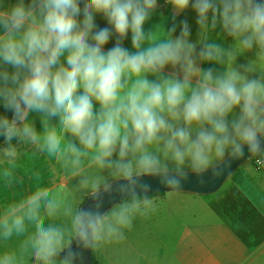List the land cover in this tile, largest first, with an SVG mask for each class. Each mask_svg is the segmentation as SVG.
I'll use <instances>...</instances> for the list:
<instances>
[{
  "label": "clouds",
  "instance_id": "clouds-1",
  "mask_svg": "<svg viewBox=\"0 0 264 264\" xmlns=\"http://www.w3.org/2000/svg\"><path fill=\"white\" fill-rule=\"evenodd\" d=\"M175 13L197 14L200 39L187 22L174 36L163 22L146 31L157 0H17L0 6V149L11 182L18 144L55 163L76 183L70 191L91 199L36 190L0 216V240L23 237L20 254L34 264H78L73 250H98L122 241L136 216L155 211L143 178L171 192L191 174H214L227 161L260 157L264 165V0H166ZM102 15L109 27L97 30ZM226 49L203 39L217 26ZM163 27L165 37L155 39ZM131 34V51L123 46ZM115 35V45L105 50ZM200 50L197 53V46ZM255 59L237 65L240 55ZM202 63L223 68L215 72ZM171 67L172 71L165 73ZM154 79H149V77ZM39 120L42 131L35 127ZM15 140L16 143H13ZM39 180V174H36ZM122 182V183H120ZM139 190V191H138ZM120 197L107 211L104 198ZM0 264H23L15 253Z\"/></svg>",
  "mask_w": 264,
  "mask_h": 264
},
{
  "label": "rangeland",
  "instance_id": "rangeland-1",
  "mask_svg": "<svg viewBox=\"0 0 264 264\" xmlns=\"http://www.w3.org/2000/svg\"><path fill=\"white\" fill-rule=\"evenodd\" d=\"M157 5L152 18L168 13L166 19L170 21H186L190 41L198 42L197 14L191 5L179 14L167 2ZM95 22L97 30L109 27L102 15L98 14ZM180 32L181 29L174 36ZM203 39L220 43L226 49L233 43L219 25L214 32H205ZM115 43L113 35L105 47L112 48ZM123 46L131 51L130 33ZM249 54L250 60L255 59V50ZM247 55L238 56L237 65ZM247 63L245 60L243 65ZM202 68L223 71L216 64L202 63ZM261 71L264 61L257 62V74ZM258 158L248 159L213 194L168 192L155 197V211L136 216L131 229L124 230L125 237L144 252L143 256L149 255L150 264H264V221L258 215L251 216L245 200H259V204L264 200V165L255 163Z\"/></svg>",
  "mask_w": 264,
  "mask_h": 264
},
{
  "label": "crops",
  "instance_id": "crops-1",
  "mask_svg": "<svg viewBox=\"0 0 264 264\" xmlns=\"http://www.w3.org/2000/svg\"><path fill=\"white\" fill-rule=\"evenodd\" d=\"M17 0H0V6L5 8L10 7L16 3ZM29 0H25L27 4ZM81 8L83 7L80 5ZM168 13H163L161 16H155L145 26L146 31L154 24L164 23L166 30L170 29L175 24L176 31L181 29L182 22L179 19L168 20ZM184 22V21H183ZM174 33V34H175ZM173 34V35H174ZM165 37L163 27L156 33L155 39H161ZM110 49V48H109ZM107 51L108 48L105 47ZM200 50V45L197 46V53ZM251 55L248 53L245 56V60H250ZM242 57L239 65H243L245 61ZM202 67V64H200ZM0 68H6L10 73L13 71L11 66L0 64ZM171 67L165 69V73L171 72ZM154 79V77H149ZM35 127L38 132L42 131V126L38 119L35 121ZM18 155L16 157V167L13 169V177L11 182H6L2 176H0V216H3L5 210L13 204L20 202L28 195L33 193L37 187L48 188L53 193H59L69 198H76L80 204L85 196H81L79 193L70 191L72 186L76 183L75 180L68 179L55 163H50L45 159V156L39 152L35 155L32 153L35 151V146H26L18 144ZM2 149V148H0ZM3 155H0V172L6 167ZM39 174V180L36 178V174ZM264 179V176L262 177ZM252 185H254L252 183ZM262 188L259 190L261 191ZM264 193V190H263ZM246 206L250 209L251 216L258 215L261 220L264 221V200L259 204V200H253L246 197ZM125 237V235H124ZM23 237H13L9 241L5 242L0 240V256L4 254L15 253L18 261H23V264H27L28 254L21 257L20 243ZM96 256L97 264H150L149 255L143 256L144 252H140L135 248L126 237L119 242L106 243L98 250L93 251Z\"/></svg>",
  "mask_w": 264,
  "mask_h": 264
},
{
  "label": "water",
  "instance_id": "water-1",
  "mask_svg": "<svg viewBox=\"0 0 264 264\" xmlns=\"http://www.w3.org/2000/svg\"><path fill=\"white\" fill-rule=\"evenodd\" d=\"M83 2L84 0H80V4ZM252 157L253 156H250L249 152L247 151V148H245L243 158L227 161L221 166L220 169L217 170L216 174H214L210 169L209 171L205 172L202 177H196L194 174H191L190 170H188V179L182 182L180 190L173 192H187L195 195L213 194L220 189L223 183L231 176L234 171H236L242 164ZM143 182L150 186V193L169 192V189L162 185L159 179L146 177L143 178ZM119 200L120 197L115 193H113L111 197H105L101 210L107 211L112 206V203L119 202ZM91 203V199L87 200V198H85L80 206L88 208L91 206ZM72 247L74 251H77L82 256V260L78 261V264H91V250L78 249L75 243Z\"/></svg>",
  "mask_w": 264,
  "mask_h": 264
},
{
  "label": "trees",
  "instance_id": "trees-1",
  "mask_svg": "<svg viewBox=\"0 0 264 264\" xmlns=\"http://www.w3.org/2000/svg\"><path fill=\"white\" fill-rule=\"evenodd\" d=\"M165 3H166V0H157V4H159V5H164ZM0 31H2V29H0ZM0 115L8 116L9 118H11L12 117V111L5 109L3 107V104L0 103ZM13 143H16L15 140L13 141ZM3 147H4V137L2 135H0V148H3ZM150 195L155 198L157 196L164 195V192L150 193ZM85 198L86 197H84V199L82 200L80 205L83 203ZM90 257H91V264H97L96 256H95V253L93 252V250H91V252H90ZM27 264H34V262L31 260L30 257L28 258Z\"/></svg>",
  "mask_w": 264,
  "mask_h": 264
},
{
  "label": "built area",
  "instance_id": "built-area-1",
  "mask_svg": "<svg viewBox=\"0 0 264 264\" xmlns=\"http://www.w3.org/2000/svg\"><path fill=\"white\" fill-rule=\"evenodd\" d=\"M260 158V157H259Z\"/></svg>",
  "mask_w": 264,
  "mask_h": 264
}]
</instances>
